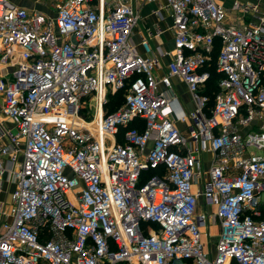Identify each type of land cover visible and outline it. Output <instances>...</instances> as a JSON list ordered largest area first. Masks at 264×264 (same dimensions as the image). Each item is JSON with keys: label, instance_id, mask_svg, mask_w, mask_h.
I'll use <instances>...</instances> for the list:
<instances>
[{"label": "built area", "instance_id": "1", "mask_svg": "<svg viewBox=\"0 0 264 264\" xmlns=\"http://www.w3.org/2000/svg\"><path fill=\"white\" fill-rule=\"evenodd\" d=\"M48 2L0 0V114L13 122L0 121V264H264V15L238 27L218 0H166L165 65L161 47L133 42L131 0Z\"/></svg>", "mask_w": 264, "mask_h": 264}, {"label": "crops", "instance_id": "2", "mask_svg": "<svg viewBox=\"0 0 264 264\" xmlns=\"http://www.w3.org/2000/svg\"><path fill=\"white\" fill-rule=\"evenodd\" d=\"M16 4L28 7L30 9L34 8L32 2L28 0H14ZM219 3L227 11V22L238 27H243L249 23H254L258 21V16L264 15V0H218ZM234 2H239L244 5L252 6L258 5V11L254 12L251 8L249 10L235 9L233 7ZM131 4L140 11V17L138 24L132 32V40L136 44L138 51L144 52L141 41L143 38H147L154 50L158 47L166 52L163 56V62L166 65L172 59V51L174 48V35L172 29V18L169 9L167 8L166 0H155L146 1L143 0H131ZM46 9L45 8H42ZM148 31L151 34H148ZM9 70V68H8ZM6 71V68L0 67V75ZM166 71L165 68L157 72L158 78L163 77ZM172 83L174 85L176 93L179 95V99L186 108H193V102L190 93L187 89L186 84L179 77H172ZM3 103L2 96L0 95V109ZM4 120L7 126H13V122L9 119H5L0 114V121ZM184 126L183 124H180ZM3 142L7 139L2 137ZM11 190V186H8L6 181H3V191L0 197L8 195ZM216 226V225H215Z\"/></svg>", "mask_w": 264, "mask_h": 264}, {"label": "rangeland", "instance_id": "3", "mask_svg": "<svg viewBox=\"0 0 264 264\" xmlns=\"http://www.w3.org/2000/svg\"><path fill=\"white\" fill-rule=\"evenodd\" d=\"M11 1L15 2L14 0H11ZM28 1L32 2L34 5V8H37V9H42V8H45L46 6L50 7L52 5L50 2H48L49 5H47L48 4L47 0H28ZM105 111H108V108L105 107ZM203 156H204V169L207 170L210 164V155L208 153H204ZM7 176H8V173L5 172V174L3 175V177H1V179L3 178V180H6ZM8 203H10V195H9ZM209 231L210 233H208ZM217 232H218V228L215 225H211L207 227L203 226L201 228V238H202V241L205 243L206 250L208 249L214 250L215 241L217 239Z\"/></svg>", "mask_w": 264, "mask_h": 264}, {"label": "trees", "instance_id": "4", "mask_svg": "<svg viewBox=\"0 0 264 264\" xmlns=\"http://www.w3.org/2000/svg\"><path fill=\"white\" fill-rule=\"evenodd\" d=\"M218 49H219V42L217 41L216 42V50L213 54V61L209 67V70L211 72V79L208 82V87L206 90L207 93L211 97L210 103H213L214 92H217L219 90V87L217 85V81L221 77V75L216 71V63H215ZM212 70H213V72H212ZM123 100H124V91H119L116 93H109L108 102L106 103V108H108V112H110V111L112 112V111L116 110L123 103ZM262 216H264V213Z\"/></svg>", "mask_w": 264, "mask_h": 264}]
</instances>
